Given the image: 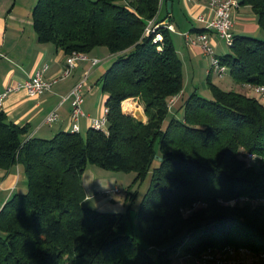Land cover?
Instances as JSON below:
<instances>
[{"label":"trees","instance_id":"trees-1","mask_svg":"<svg viewBox=\"0 0 264 264\" xmlns=\"http://www.w3.org/2000/svg\"><path fill=\"white\" fill-rule=\"evenodd\" d=\"M239 4L250 8L264 33V0ZM159 5L36 0L31 21L38 42L65 56L97 47L112 56L95 82L106 95L107 133L90 127L29 137L26 125L0 109V169L18 164L26 177V191L0 209V264H172L180 251L193 260L226 246L264 252V206L225 204L264 198V103L221 89L208 74L212 97L193 91L179 107L181 117L171 115L169 100L183 88V64L167 28L156 30L159 42L145 34ZM230 50L219 57L233 81L264 86V40L234 35ZM128 98L141 102L145 122L122 111ZM245 153L260 159L249 165ZM90 164L134 173L132 185L150 176L135 211L130 190L120 213L82 204L81 177ZM194 203L200 205L184 217L180 209ZM132 222L139 239L129 232Z\"/></svg>","mask_w":264,"mask_h":264},{"label":"crops","instance_id":"crops-1","mask_svg":"<svg viewBox=\"0 0 264 264\" xmlns=\"http://www.w3.org/2000/svg\"><path fill=\"white\" fill-rule=\"evenodd\" d=\"M34 1L36 0H0V92L26 80L44 65L48 66L44 73L45 78L56 76L64 65L66 56L62 50L51 43L37 41L31 21V10L36 3ZM168 1H170L169 9ZM198 15L206 18L211 16L206 0H160L158 13L153 20L154 23H167L172 26L169 31L176 53L182 60L185 82L186 79L190 81L195 79L199 62L200 66L202 65L199 58L207 57L199 44L188 45L184 37L187 33L194 37L199 33L197 30L204 29L203 25L196 21ZM233 20L234 35H253L254 37L261 35L256 15L248 6L240 5L233 14ZM206 32L217 49L220 40L214 32ZM87 55L99 59L100 62L90 69L88 76L90 80L87 79L85 85L81 105L84 116H81L78 121L79 133L86 132L90 128V121L99 118L102 114L106 95L101 92L100 86L95 82L112 58L101 47L95 48ZM203 66H205L204 62ZM89 67V61L78 62L68 78L58 81L52 86L50 92L37 98L28 97L24 90L10 92L0 109L13 123L26 125L29 137L51 138L58 132L70 131L71 97L69 94ZM190 81L187 82L188 86ZM242 86L249 88L247 85ZM178 98V95L175 96L174 102ZM122 103L124 108L122 111L125 114L133 115L142 121L146 120L137 98H128ZM52 111L57 112L58 119L48 124L45 118ZM82 176H84L82 186L85 193L82 204L85 207L105 213L124 211L125 194L118 200L103 196L113 192L119 193L115 185L118 175L115 173L102 175L90 169L87 173L84 171ZM25 191L26 177L18 164H13L6 170L0 169V209L14 194Z\"/></svg>","mask_w":264,"mask_h":264},{"label":"built area","instance_id":"built-area-1","mask_svg":"<svg viewBox=\"0 0 264 264\" xmlns=\"http://www.w3.org/2000/svg\"><path fill=\"white\" fill-rule=\"evenodd\" d=\"M206 6L210 11L211 16L206 18L203 15H198L196 17V21L203 25L205 31L195 34L194 37L187 33L184 34V37L188 45L199 44L202 52L209 58L210 69L208 72L213 73L218 78H223L224 75L229 72V69L224 63H222L220 57L215 54L214 45L206 31L214 32L220 41L227 43L229 47L232 46L234 42V34L232 32L234 24L233 14L239 8L240 4L239 0H206ZM160 26H164L168 30H171L172 28V26L167 23H154L153 20H149L147 22L145 34L148 35L150 33H154L153 42H159L162 40V35L160 32L156 31ZM80 61H89L90 67L84 74L83 78L73 87L69 94L71 97L70 132H79L78 121L81 116H84L81 105L85 85L87 83L90 69L100 62L99 59L89 57L83 52L75 51L67 55L63 67L59 73L52 78L44 77V73L48 68L47 65H44L42 68L36 70L26 80L17 83L14 86L7 87L4 91L0 92V107L2 106L5 97L10 92L24 90L30 98H37L47 92H50L55 83L64 80L71 75L73 69ZM247 86L257 94L261 102H264V86ZM173 101L174 97L170 99V102ZM107 113L108 109L104 106L102 116L91 120L90 127L107 133ZM57 119V112L52 111L46 116L45 122L51 124ZM245 157L250 159L252 162H257L260 159L259 156L252 153H246ZM236 203H248L254 206H264V198L252 199L247 196H241L225 202V204L229 205ZM199 205V203H194L191 207L180 209V212L185 217L192 211L196 210ZM185 257L188 256L185 255ZM194 264H264V252H254L248 248H234L231 246H226L221 249H208L200 256L194 258Z\"/></svg>","mask_w":264,"mask_h":264},{"label":"rangeland","instance_id":"rangeland-1","mask_svg":"<svg viewBox=\"0 0 264 264\" xmlns=\"http://www.w3.org/2000/svg\"><path fill=\"white\" fill-rule=\"evenodd\" d=\"M34 2H36V1H34ZM248 36L254 37L253 35H248ZM256 38H258L260 40H264V33L261 32V35L257 36ZM101 48L104 51H107L105 47H101ZM230 51L231 50H230V47L228 46V44L223 42V41H220L219 47H217V49H216V47H214V52L218 56L228 54V53H230ZM199 61H201L202 65L200 66V62H199L198 69L196 71L197 73L195 75V79L193 81L191 80L192 82L188 79H186V82L183 81L182 92L178 94L179 98L175 101L176 103L174 102L175 104L173 102H170V100H169L170 114L171 115L181 117L182 110H180L179 107L181 106V104H183V102L187 98V96L193 91H196L200 95L207 97V98L212 97L211 92H210L208 85H207L208 74H210V76H209L210 81L213 84H215L216 86L220 87L221 89L238 91V92L244 93L248 96H251V97L259 100V97L257 96V94L255 92H253V90H251V88L249 90V88L247 89V88L243 87L242 85H238L237 83H235L233 81V79L230 77L229 72L226 73L223 78H218L213 73H209V72L207 73V70L209 71V69H210V63H209L208 57H205L204 59L199 58ZM203 62L205 63V66H203ZM183 74H184V72H183ZM88 80H90V79H88ZM189 81H190V85L188 86L187 82H189ZM100 90H101V88H100ZM139 103H140L141 107L143 108L141 102H139ZM262 103H264V102H262ZM103 107H104V105H103ZM103 107H102V112H103ZM122 109L124 110L123 103H122ZM101 116H102V114H101ZM146 119H147V117H146ZM145 121H142V122H145ZM166 123H167V120L163 126H165ZM244 156H246V153ZM245 160L247 161V163L249 165L257 163V162L253 163L250 159H247L246 157H245ZM154 164L156 165V162H154ZM90 169H93L94 171L100 172L102 175L107 174V173H115V175H118L115 185L118 188L119 193L113 192V193L103 195V196L110 197V198H112L111 200H118L119 198H123L124 194L126 196L127 190H130L131 192L136 193V200H135L134 205H133V208H134L133 210L134 211L136 210L139 200L141 199V197L146 192V190L149 186V180H150L149 175L145 178V180L143 182H141V183L136 182L132 185L134 173L122 172V171H109V170L102 169L99 166L92 165V164H90L86 167V169H85L86 173H87V171H90ZM83 177L84 176H82V178H81V182H83ZM125 196H124V198H125ZM124 210H125V208H124ZM112 212L114 213V211H111V213ZM132 223L133 224H132V227L130 225L129 232L136 239H139V233H138L137 227H136L134 222H132ZM172 264H194V260L192 258L185 257V255H183L182 251H180L178 258H173Z\"/></svg>","mask_w":264,"mask_h":264},{"label":"water","instance_id":"water-1","mask_svg":"<svg viewBox=\"0 0 264 264\" xmlns=\"http://www.w3.org/2000/svg\"><path fill=\"white\" fill-rule=\"evenodd\" d=\"M170 7V1L167 2V8L169 9Z\"/></svg>","mask_w":264,"mask_h":264}]
</instances>
